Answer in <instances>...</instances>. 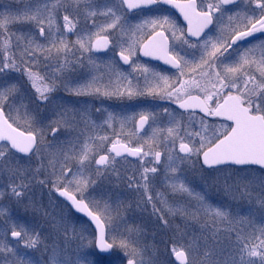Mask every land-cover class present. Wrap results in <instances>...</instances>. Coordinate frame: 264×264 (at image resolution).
I'll return each mask as SVG.
<instances>
[{"label": "snow or ice", "instance_id": "obj_1", "mask_svg": "<svg viewBox=\"0 0 264 264\" xmlns=\"http://www.w3.org/2000/svg\"><path fill=\"white\" fill-rule=\"evenodd\" d=\"M0 264H264V0H0Z\"/></svg>", "mask_w": 264, "mask_h": 264}]
</instances>
